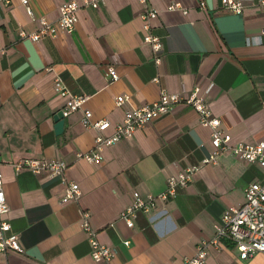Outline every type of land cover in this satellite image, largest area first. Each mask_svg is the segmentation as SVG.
Returning <instances> with one entry per match:
<instances>
[{"label": "crops", "instance_id": "0c3cea01", "mask_svg": "<svg viewBox=\"0 0 264 264\" xmlns=\"http://www.w3.org/2000/svg\"><path fill=\"white\" fill-rule=\"evenodd\" d=\"M67 1L28 0L31 20L20 0H0V172L9 207L4 218L21 248L0 252V264H100L90 257L80 227L85 214L97 240L115 250L111 264H185L198 244L212 240L223 213L242 205L246 187L260 180L263 169L219 153L174 199L139 213L129 229L119 213L132 194L156 197L169 177L200 165L214 152L210 129L192 108L178 104L102 148L100 163L78 156L93 152L97 135L110 136L125 110L157 101L162 91L185 99L198 89L232 144L264 142V45L257 41L264 14L252 3L237 15L221 0H148L158 13L151 26L163 44L159 64L143 43L141 0H103L96 9L74 0L80 8L72 32L37 42L19 37L20 30L35 33L39 18L56 22ZM108 67L117 81L106 76ZM56 79L86 98L64 118L60 135L54 117L65 100L54 90ZM120 96L128 101L118 107ZM84 111L111 127L103 133L85 129ZM26 158L66 163L64 178L16 172L12 164ZM69 183L80 195L62 204ZM206 264H264V254L241 260L233 246H210Z\"/></svg>", "mask_w": 264, "mask_h": 264}, {"label": "built area", "instance_id": "2783aa9c", "mask_svg": "<svg viewBox=\"0 0 264 264\" xmlns=\"http://www.w3.org/2000/svg\"><path fill=\"white\" fill-rule=\"evenodd\" d=\"M20 2L25 7L28 17L31 20H35L28 0H20ZM141 2L144 7L140 15L143 21V43L150 46L153 61L155 64H159L163 44L161 38L153 34L151 26V21L157 18L158 13L150 8L148 0H141ZM6 3L8 2L6 1ZM100 3H103V0H83L82 6H90L96 9ZM246 3H252L258 8L260 13L264 14V0H221V6L224 10L237 15L242 14ZM200 7L203 8L204 4H200ZM79 8L78 2L74 0L67 1L61 6L59 18L56 22L50 23L44 18H39L36 20L38 22V30L35 33L28 36L25 31L20 30L18 35L20 38L27 36L31 41L37 42L47 36L55 37L61 33H70L77 22ZM175 8V6H170L168 10L171 11ZM263 37L264 25L261 27L257 38L258 44L264 45ZM1 53L2 50L0 49V55ZM106 76L110 82H115L119 78L113 67L107 68ZM153 82L158 83V78H155ZM54 90L65 100L64 108L61 110L63 118L77 112L86 101L83 96L70 94L59 79L54 81ZM198 93L199 90L196 89L189 97L183 99L179 95L162 91L157 101L125 110L122 120L113 127V133L110 136L97 135L94 140L93 152L78 156L90 164L100 163L102 148L110 147L122 139L130 137L135 131L167 115L178 104H184L192 108L198 116L200 125L210 129V142L214 149L213 154L205 158L200 165L187 167L176 176L169 177L166 180V190L156 197L152 195L141 196L138 193H133L131 204L119 213V220L127 228L132 229L137 215L153 210L158 201L167 202L174 199L180 190L185 189L190 184L193 175L198 172L200 167L213 163L219 153L227 152L246 164L257 165L264 171V142L255 144L237 142L232 144L231 136L220 128V120L212 115L208 104ZM127 101V97L120 96L116 98L115 103L116 106L121 107ZM81 123L85 129L94 130L98 133H103L111 127L106 120L92 121V114L89 111H84ZM1 163L0 159V165ZM12 167L16 172L27 170L35 175L45 174L50 178L59 177L63 179L67 164L59 161L26 158L13 163ZM79 195L78 185L69 183L64 190L61 203L65 204L76 200ZM8 211L9 207L4 192L3 176L0 172V252L20 253L19 236L12 232L11 225L4 218ZM80 227L87 235L92 260L95 263L111 264L115 250L101 244L97 240L96 232L91 228L86 214ZM129 244L128 241L123 242L125 247H128ZM210 246L215 248L233 246L241 260H247L258 253L264 254V172L260 180L246 187L242 205L229 208L223 213L220 222L215 226L212 240L198 244L195 255L187 259L185 264H206Z\"/></svg>", "mask_w": 264, "mask_h": 264}, {"label": "water", "instance_id": "95a60500", "mask_svg": "<svg viewBox=\"0 0 264 264\" xmlns=\"http://www.w3.org/2000/svg\"><path fill=\"white\" fill-rule=\"evenodd\" d=\"M54 121L56 123L54 127L55 133L57 135H60L63 132V128H64V118L61 112L56 114V116L54 117Z\"/></svg>", "mask_w": 264, "mask_h": 264}]
</instances>
